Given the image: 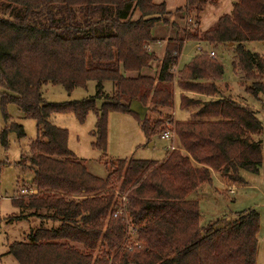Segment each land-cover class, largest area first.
Here are the masks:
<instances>
[{"label":"trees","instance_id":"trees-1","mask_svg":"<svg viewBox=\"0 0 264 264\" xmlns=\"http://www.w3.org/2000/svg\"><path fill=\"white\" fill-rule=\"evenodd\" d=\"M206 2L212 0H186V5H195L198 13ZM130 7L139 13L135 20L126 18ZM164 8L152 0H0V104L14 103L36 128L28 155L20 158L32 171L28 185L35 192L10 202L21 212L57 223L7 245L6 253L18 264L255 263L257 212L247 209L230 221L217 219L201 227L197 203L188 194L208 182L212 172L237 184L242 182L239 170L256 173L261 122L242 101L221 94L216 82L221 66L208 54L194 56L176 77L171 69L185 40L233 46L237 71L251 80L246 91L256 96L263 89V63L243 44L264 39V0H232L230 12L206 29L188 28L183 38L166 41L155 78L125 77L126 71H139L155 59L147 50L154 42L150 28L166 22ZM172 79L181 92L206 98L180 94L179 107L193 111L175 121L176 148L160 161L117 160L104 177L94 176L67 148L66 130L49 120L69 112L81 122L93 111L91 145L103 153L107 111L133 114L128 110L132 100L149 112L172 108ZM89 80L95 82L94 95L77 101L52 104L39 92L45 82L70 91ZM103 81L111 83L110 94H103ZM98 98L103 102L96 109ZM157 124L147 114L139 121L148 139L161 132ZM9 129L23 135L18 123ZM6 131L0 132L2 145ZM120 205L124 214L112 217ZM128 226L135 232L129 234ZM126 243L138 247L126 249Z\"/></svg>","mask_w":264,"mask_h":264},{"label":"rangeland","instance_id":"rangeland-1","mask_svg":"<svg viewBox=\"0 0 264 264\" xmlns=\"http://www.w3.org/2000/svg\"><path fill=\"white\" fill-rule=\"evenodd\" d=\"M152 1L155 3L163 2L165 12L169 11L172 14L179 6L181 8L178 11H187L190 18L182 17V20L179 21L180 26L176 25L178 30L184 28V32L189 29H206L215 14L229 13L230 9V0L206 2L198 13L195 5H186V0ZM182 5L185 6L182 7ZM165 16L163 15L162 17L164 18ZM138 17V11L136 9L132 10L130 7L126 18L135 20ZM194 17L200 23L199 28L196 25L192 26V23L196 20ZM188 18L189 22L187 21ZM176 20L178 21V18ZM158 27L161 28L159 35H165V31L168 30V24L160 22ZM174 29L177 31L175 27ZM243 45L246 50L256 53L262 60L263 65L259 75V80L263 85L262 91L256 96L246 91L251 80L243 78L237 71L233 46L216 45L212 47L215 54L213 59L221 66V75L216 82L226 85L224 87L222 84H217L223 96H230L235 100L242 101L256 112L262 127L260 133L256 136L262 145L260 166L256 173L239 170L238 175L242 182L238 183V185L231 182L225 184V180L222 179L224 181L222 182L212 172L210 183H205L190 192L188 199L197 203L199 225L201 227L217 220V218L222 219V221H230L239 212L241 213L247 209L255 210L259 218V229L256 235L257 248L254 264H262V246L264 243V39L247 41ZM201 51L208 53L206 47H202ZM196 52L193 41L187 40L183 43L176 63V70L174 68L171 69L172 77L175 76L176 72L182 70ZM126 73L128 71L124 73L125 77ZM138 76L143 75L138 74L136 77ZM150 78H155V75ZM169 86L174 97L173 107L161 108L154 112L147 111L146 113L151 123H158L157 129L172 128L175 121H183L189 117L190 110H184L179 107L180 94L188 95V93L181 92L173 79L170 81ZM101 90L103 94H110L112 90L111 83L103 81ZM3 92L4 90L0 88V94ZM39 92L42 99L48 103H67L93 96L95 93V82L89 80L84 86L74 87L70 91H66L58 83L45 82L40 85ZM102 102V98L95 99L94 107L98 109ZM3 113L7 115L6 120L3 119ZM49 120L56 127L66 130L67 148L83 163L88 172L97 177H104L107 170H111L114 167V161L125 158L160 161L167 153V141L159 139L157 135L148 139L140 129V119L131 113L107 111L105 149L103 153L92 148L91 145L94 139L91 132L95 125L93 111H88L81 122L69 112L52 114ZM12 123H18L22 126L23 135L21 137H17L13 130L9 129ZM3 128H7V131L4 144L0 143V264H18L12 256L6 253L7 245L13 240H24L28 231H33L37 227H55L57 223L29 215L27 210L21 212L19 208L14 207L10 202L11 198L20 195L18 192L20 188L23 187L28 192L31 190L28 184L32 179V171L27 167V164H20V158L22 155H28L29 145L36 138L34 120L24 117L14 103L0 104V132ZM150 142L152 143L151 147H149ZM109 163L112 164L109 165ZM229 187H232L233 192L227 191Z\"/></svg>","mask_w":264,"mask_h":264},{"label":"crops","instance_id":"crops-1","mask_svg":"<svg viewBox=\"0 0 264 264\" xmlns=\"http://www.w3.org/2000/svg\"><path fill=\"white\" fill-rule=\"evenodd\" d=\"M231 3H232V0H230V7H229L230 9H229L228 12H230V10H231ZM184 6L185 5H182V7H184ZM179 8H181V6L177 7L174 10V14H172L169 11H166V13L164 14V15H166L164 17V19L166 20V23L168 24V28H167L168 30L165 31V35H159V32L161 31V28H159L158 25H159L160 22L154 23L153 26L150 28V37L152 39H154V42L150 43L147 46V50L150 51L154 55V58L155 59L152 60V61H150L148 63V66L147 67L141 68L138 72L137 71H128V73L125 74L126 77L134 78L138 74L139 75H143V76H147V77H153L155 75V71H156V67H157L158 61L163 57V54H164V49H165L166 41L168 39H173L174 37L183 38L184 35H185V32L183 30L184 28L178 30V27L176 25L178 24L180 26L179 21L182 20L181 18L182 17H189V15H188V12L187 11H178ZM218 15L219 14H217V15L215 14L213 16V20L211 21V23L214 22V20L216 19V17ZM177 18H178V21L176 20ZM196 20H197L196 27L198 26V28H199L200 23H199L198 19H196ZM174 27L176 28L177 31H175ZM199 30H203V29H199ZM186 41L187 40H185L184 42H186ZM193 42L195 44V49L197 51L196 53H194V56H196L197 54H199L200 52H202L201 51L202 47L203 48L206 47L208 49V52L212 51L213 52L212 57L215 56L214 51L212 50L213 48L211 47V45H209V44H207V43H205L203 41H193ZM179 56H180V54H179ZM179 56H178V59H179ZM178 59H177V61H178ZM174 69L176 70V66H174ZM217 84H219V85L222 84V85H224V87H226V85L223 84V83L217 82ZM185 93H188L187 96H189V97H195V98H200V99L206 98L205 96H200V95H197V94L192 93V92H185ZM191 111H193V108L190 110V112ZM190 112H189V115H190ZM125 159H127V158H125ZM213 175H216V174L213 173ZM221 181L224 182L222 179H221ZM205 183H210V180L208 182H204V183L199 184L194 190H196L197 188H199L201 185H203ZM235 185H238V184H235Z\"/></svg>","mask_w":264,"mask_h":264},{"label":"built area","instance_id":"built-area-1","mask_svg":"<svg viewBox=\"0 0 264 264\" xmlns=\"http://www.w3.org/2000/svg\"><path fill=\"white\" fill-rule=\"evenodd\" d=\"M187 21L189 22L190 20L188 19ZM186 28H187V25H186ZM208 55L212 57L213 52L212 51L208 52ZM157 136H158L159 139L167 141V146H166L167 151H171V150L176 148V145H175V134H174V131H173V127L161 130V132ZM227 191L228 192H233L232 187H229ZM18 192L20 193V195H24V194L34 193L35 190L31 189L28 192L27 189L22 187V188H20L18 190ZM123 199H124V197H120V200H123ZM124 212H125V206L124 205H122V206L120 205V206H118V208L116 210H114L111 213V216L112 217H118L120 215H123ZM127 232H130L129 234H132L133 232H135L134 227L128 226ZM263 237H264V234H263ZM131 246L138 247V244L130 245V244L126 243L125 248L126 249H130Z\"/></svg>","mask_w":264,"mask_h":264},{"label":"water","instance_id":"water-1","mask_svg":"<svg viewBox=\"0 0 264 264\" xmlns=\"http://www.w3.org/2000/svg\"><path fill=\"white\" fill-rule=\"evenodd\" d=\"M230 45V44H229ZM128 110L133 114L137 115L138 119L142 120L146 114V107L142 106L138 101L132 100L129 103ZM152 146V143H149V147Z\"/></svg>","mask_w":264,"mask_h":264}]
</instances>
